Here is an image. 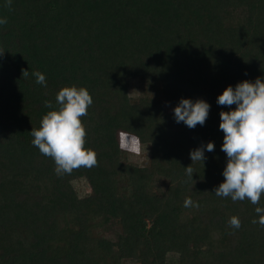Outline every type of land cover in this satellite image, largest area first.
Wrapping results in <instances>:
<instances>
[{
  "label": "trees",
  "instance_id": "16d2710c",
  "mask_svg": "<svg viewBox=\"0 0 264 264\" xmlns=\"http://www.w3.org/2000/svg\"><path fill=\"white\" fill-rule=\"evenodd\" d=\"M0 18V264H168L171 252L176 264H264V227L252 223L264 195L253 205L214 193L227 163L220 112L236 107L217 97L264 80V0H0ZM73 85L93 99L81 120L98 166L58 177L30 132L52 110L44 101L57 107ZM181 98L210 104L204 125L169 126L167 104ZM120 132L140 138L146 163L120 150Z\"/></svg>",
  "mask_w": 264,
  "mask_h": 264
},
{
  "label": "clouds",
  "instance_id": "9594fccd",
  "mask_svg": "<svg viewBox=\"0 0 264 264\" xmlns=\"http://www.w3.org/2000/svg\"><path fill=\"white\" fill-rule=\"evenodd\" d=\"M12 0H6V7L11 8ZM7 18H0V25L7 24ZM4 51H0L3 53ZM28 76V71H23ZM32 75L36 83L47 86L46 76L40 71ZM93 99L85 87L65 86L56 94V105L45 100L44 106L49 110L42 116L39 128H32V145L40 153L55 162V174L58 177L71 175L81 168L92 169L98 166L97 153L85 148L87 132L81 118L88 114ZM217 104L231 108L220 112L219 129L224 133L221 150L227 156L223 169L224 181L214 189L215 195L222 198L230 197L233 202L249 200L259 205L264 195V80L257 78L255 82L244 80L235 88L226 87L217 97ZM210 104L197 99L181 98L174 108L177 123L183 122L188 128L204 125L208 118ZM119 148L137 156L142 154V142L139 137L126 132L119 134ZM212 152L214 142L190 152L192 163L203 162L206 157L204 150ZM186 174L193 180L194 169L187 166ZM184 207H199L190 197L184 200ZM255 212L259 219L253 224L264 227V207L257 206ZM228 224L234 229L241 227L237 216L230 217Z\"/></svg>",
  "mask_w": 264,
  "mask_h": 264
},
{
  "label": "rangeland",
  "instance_id": "374dc122",
  "mask_svg": "<svg viewBox=\"0 0 264 264\" xmlns=\"http://www.w3.org/2000/svg\"><path fill=\"white\" fill-rule=\"evenodd\" d=\"M129 92L131 95H137L140 93V85L138 80H133L130 82L129 85ZM179 102L168 103L167 104V112H168V124L170 127L178 128L182 125L183 122L177 123L174 118V108ZM148 149L142 145V154L137 156L135 154H129V159L133 162H137L138 164H144L147 161ZM77 187L86 192L87 184L83 179L77 180L76 183ZM178 255L176 253H169L168 254V264H176L177 263ZM129 264V263H126Z\"/></svg>",
  "mask_w": 264,
  "mask_h": 264
}]
</instances>
